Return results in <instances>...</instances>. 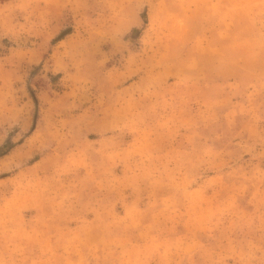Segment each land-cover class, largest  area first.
<instances>
[{
  "label": "rangeland",
  "instance_id": "1",
  "mask_svg": "<svg viewBox=\"0 0 264 264\" xmlns=\"http://www.w3.org/2000/svg\"><path fill=\"white\" fill-rule=\"evenodd\" d=\"M0 264H264V0H0Z\"/></svg>",
  "mask_w": 264,
  "mask_h": 264
}]
</instances>
